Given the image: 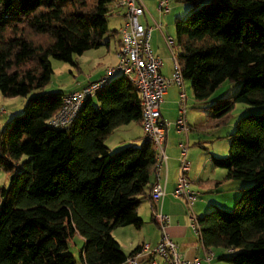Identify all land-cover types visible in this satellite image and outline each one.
<instances>
[{
  "label": "trees",
  "instance_id": "obj_1",
  "mask_svg": "<svg viewBox=\"0 0 264 264\" xmlns=\"http://www.w3.org/2000/svg\"><path fill=\"white\" fill-rule=\"evenodd\" d=\"M176 1L193 5L175 18V38L195 99L205 103L225 80L241 83L206 105L207 126L229 122L238 103L263 108L264 0ZM112 3L0 0V92L30 95L0 134V169L10 174L0 187V264H124L141 248L126 254L113 231L143 226L139 208L157 180L156 150L144 138L113 151L106 144L116 128L141 124L139 92L117 74L87 97L71 124L56 128L48 121L66 92L42 91L54 73L51 58L77 64L76 56L118 33L108 28ZM228 137L229 155L212 157L225 178L200 184H252L240 183L233 210L215 204L197 216L200 238L206 248L233 250L221 256L229 264H264V110L242 114ZM75 236L85 241L79 261L71 252Z\"/></svg>",
  "mask_w": 264,
  "mask_h": 264
},
{
  "label": "built area",
  "instance_id": "obj_2",
  "mask_svg": "<svg viewBox=\"0 0 264 264\" xmlns=\"http://www.w3.org/2000/svg\"><path fill=\"white\" fill-rule=\"evenodd\" d=\"M172 1L159 0V12L161 14L169 13ZM114 3L116 9L124 12L125 18V22L118 30L120 45L116 51L117 63L107 67L106 74L99 80L93 81L81 89L66 92L63 95L60 109L49 119L48 124L56 128L68 126L78 116L87 97L95 95L109 83L113 76L125 75L139 92L142 106L143 138L153 143L159 162L157 180L149 191L148 198L153 204V216L162 230V239L155 246L148 242L143 243L140 250L130 256L124 264H138L144 256L154 254L161 255L170 264H200L203 260L210 262L214 256L211 249H206L203 257H194L193 259L184 257L180 253L178 244L171 238L167 230L170 216L161 207V201L166 193L167 178L161 176L160 169L163 165L167 167L166 143L169 129L174 125L176 133L180 136L178 141L180 178L174 189V195L185 202L190 226L197 234L201 235L198 218L194 211V205L198 201L200 193L192 188L193 182L188 176L191 167V161L188 158L190 148V125L187 119L188 95L185 78L178 61L179 48L176 38L163 31L161 22L154 25L141 22V17L145 15L146 11L142 0H115ZM154 29L163 32L165 43L170 50L173 66L169 76L163 74L164 61L152 49L151 39ZM174 85L179 89V111L175 121L171 122L162 116L161 105L167 91ZM153 263L158 264L156 261Z\"/></svg>",
  "mask_w": 264,
  "mask_h": 264
},
{
  "label": "crops",
  "instance_id": "obj_3",
  "mask_svg": "<svg viewBox=\"0 0 264 264\" xmlns=\"http://www.w3.org/2000/svg\"><path fill=\"white\" fill-rule=\"evenodd\" d=\"M175 1L176 0L172 1L171 10L169 13L161 14L158 10L159 0H142L146 9L145 15L141 17L143 20L142 23L154 25L157 22H161L163 24V31L165 32V28H164L165 24L163 21L165 19L170 21L173 17L177 18V16H174V14L182 6L181 4H176ZM114 5L115 3H112V7H111L112 14L119 15L124 20V12L121 11L120 9L119 10L116 9ZM165 33L170 35V33L168 32ZM106 40L108 41L107 46L110 49L111 48L110 38L109 39L107 38ZM117 43L118 45L117 47H115L114 50L115 57H116V51L120 45V37L118 38ZM151 45L154 53L160 56L164 61V67L162 68L163 74L168 76L171 75L172 66H173L172 58H171L170 50L165 43L163 32L161 30L154 29L152 33ZM163 51L165 52V54H167L168 51V56L170 57V63L163 57ZM116 61H117V57H116ZM65 92H69V91H65ZM178 97H179L178 87L175 85L171 86L165 95V101L161 105V112L164 119L169 120L171 122L175 121L177 117L178 109L174 110L173 106L175 107L178 106ZM133 123L134 122H130L129 124H125L116 128L112 132V134L107 137L106 144L112 151L128 144H140L142 142L143 140L142 137L143 131L141 128L142 125L140 126V131L138 134L122 133V135L117 137L113 135V133L118 130L129 132L130 128H132L131 124ZM189 124L191 127H193V124L201 125L202 122L201 123L189 122ZM173 129L174 127L172 125L169 129L167 143H166L167 167L163 165L160 169L161 176L167 178L166 187H165L166 193L161 201V207L162 210L170 216V222L167 228L168 233L171 236V238L178 244V249L184 257L190 259H193L194 257H203L206 249L207 250L211 249L214 252V256L212 260H210V262L207 260H203L200 264H229L225 262L221 258V256L233 254L234 251L231 249L215 248V247L206 248L200 238V235L197 234L190 226V220L187 216V208L185 202L174 195V189L180 178V162H179V148H178L179 138L178 140L177 138L174 140H170L171 137L170 132ZM174 132H175V136H177L175 130ZM132 135H137V136H132ZM119 139H123V141L118 142ZM205 143L206 141L200 138V140L196 144H198L201 148H203ZM214 155L215 154L212 155L209 153H204L202 149L194 148L190 153V155L188 156L189 160L191 161V167L188 172V176L193 182L192 188L200 193L199 199L194 205V211L197 216H201L205 214L215 204L221 205V203L219 202L220 198L217 197V195L215 194H218L223 191L240 189V186H235V184L240 185V183H236L237 181H233V180H227L218 187L213 186V183L205 184V185L200 184L201 182H205L208 180H213V181L223 180L226 176V170L225 172L223 171L218 172L216 171V167L213 166L212 157ZM208 192H210L213 195L206 196L205 198H207V201H205L204 196ZM152 205L153 204L151 200L149 198L148 199L146 198L142 202L139 208V215L144 220V224L141 228H136L133 225H128V226L118 227L113 231L114 237L120 242L121 247L126 254L131 253L133 250H135L137 247H140V245H142L145 242H148L152 246H155L161 241L162 230L158 225V223L154 221ZM84 242H85L84 239L80 236H75L71 240V243L75 245V247H78L79 252L83 247ZM154 261H156L158 264H170L159 254H154L152 256H144L141 259L140 263L138 264H154L153 263Z\"/></svg>",
  "mask_w": 264,
  "mask_h": 264
},
{
  "label": "rangeland",
  "instance_id": "obj_4",
  "mask_svg": "<svg viewBox=\"0 0 264 264\" xmlns=\"http://www.w3.org/2000/svg\"><path fill=\"white\" fill-rule=\"evenodd\" d=\"M176 4H181V8L175 12L174 16L177 17H185L187 16L193 7L191 3H184L180 1H175ZM177 14V15H176ZM175 18L173 17L170 21L165 19L164 28L165 32L170 33L171 36L175 37ZM125 22V18L123 20L122 17L116 14H110L108 16V28L113 31L119 29L121 25ZM141 22H143L141 18ZM159 33V32H157ZM111 34V33H109ZM108 36V35H107ZM106 36V37H107ZM119 33L112 34L107 38H110L111 48L109 49L106 44L102 45L100 48H92L84 52V54L80 56H76L75 61L77 64H73L71 62L61 61L55 58H51L52 66L54 69V73L51 76V80L42 91H74L81 89L87 86L89 83L93 81H97L102 78L107 71V67L113 66L117 63L116 57L114 54L115 47L118 45ZM40 40V39H39ZM178 51V49H176ZM98 53V54H97ZM163 57L170 63V57L163 51ZM90 77V79H89ZM240 82H233L230 80H225L207 99L205 103H200L195 99L193 88L191 82L186 80L185 87L187 89L188 101H187V117L189 122L191 123H201L204 125L201 130H192L189 134V155L194 148L202 149L204 153L215 154L214 156L226 157L229 155L230 148V138L229 134L235 131V124L238 118L244 113H260L263 112L264 107H253L247 104L238 103L235 105L234 109L231 112L230 121L227 123H223L221 126H216L215 128H210L207 126V114L209 111L206 109V105H210L218 99L230 96L235 94L239 88ZM34 93V92H33ZM30 96V95H29ZM29 96H16V97H6L0 92V134L11 121V119L18 115L22 114L25 111V108L28 104ZM165 101V100H164ZM5 109V110H4ZM173 109L177 110V115L179 111V105L173 106ZM2 110H4L2 112ZM132 128H130L129 132L118 130L113 133L115 137L120 136L125 133H135L138 134L140 131L141 124L134 122L131 124ZM194 126V124H193ZM174 129L170 132V140H174L177 138L180 139V136L177 134L175 136L176 128L173 125ZM142 131L143 127L141 126ZM144 134V131H143ZM137 136V135H132ZM143 137V135H142ZM200 138L206 141L203 148H201L198 144H196ZM123 141V139H119L118 142ZM122 148V147H119ZM118 148V149H119ZM115 149V150H118ZM205 155V154H204ZM204 158V156H203ZM216 171L225 172V169L216 168ZM9 177L10 174L3 169H0V187H7L9 185ZM236 183H243L245 186H249L252 184V181H244L241 180ZM235 186H240L235 184ZM208 195H213L210 192L206 193L204 196V200ZM217 197L220 198L221 208L226 210H233L236 202L242 195V191L240 190H230L220 192ZM210 196V198H211ZM226 198V200H225ZM219 203V204H220ZM71 252L76 256L79 261L80 252L78 247L72 244Z\"/></svg>",
  "mask_w": 264,
  "mask_h": 264
}]
</instances>
